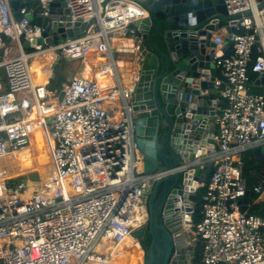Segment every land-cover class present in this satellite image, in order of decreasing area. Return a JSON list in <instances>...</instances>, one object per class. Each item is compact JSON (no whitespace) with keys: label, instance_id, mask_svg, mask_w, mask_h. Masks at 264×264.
<instances>
[{"label":"built area","instance_id":"1","mask_svg":"<svg viewBox=\"0 0 264 264\" xmlns=\"http://www.w3.org/2000/svg\"><path fill=\"white\" fill-rule=\"evenodd\" d=\"M54 1L0 0V264H128L139 205L161 173L157 161L156 170L144 160L139 171L136 117L122 102L128 88L109 34L139 31L149 12L137 0H65L51 12ZM224 2L229 21L251 20L213 61V146L183 166L187 177L194 164H214L195 185L190 244L195 264L198 254L201 264H264V217L249 202L251 192L264 201V183L249 187L242 166L247 150L264 156V82L257 83L264 79V0ZM62 27L83 32L62 39ZM1 34L17 43L18 56L5 58ZM63 60H78L83 70L70 71L54 94L50 77ZM111 110L126 116L113 119Z\"/></svg>","mask_w":264,"mask_h":264},{"label":"water","instance_id":"2","mask_svg":"<svg viewBox=\"0 0 264 264\" xmlns=\"http://www.w3.org/2000/svg\"><path fill=\"white\" fill-rule=\"evenodd\" d=\"M62 5L65 7V0L54 1L50 4L51 12L56 11V7ZM15 10L18 9V2H13ZM143 7L149 12V17L136 23L140 32L148 34L144 43L145 49L154 55V58L163 64L164 71L158 72L154 77L152 84V101L156 111L161 116L160 131L153 139V158L158 163V171L161 175L153 181V188L150 191L147 209H148V234L150 235V244L144 252L142 258L137 259L134 264H175L183 261V264H195L194 257L196 251L192 249L191 242L194 241L192 230L188 232L190 243L186 245L185 255H177L173 260L175 253V235L166 225L163 218L164 209L167 200L174 190L184 189L188 186L190 194L187 202L188 226L191 227L192 207L191 203L197 201L195 185L202 184L211 174L214 164L210 163L201 169L198 164H194L187 177L185 174V161L174 163L167 154L164 153L166 145L178 143L180 136H183V143L191 158L193 156L205 155L206 149L212 148V125L215 119L214 106L217 100V94L214 91V80L218 72L214 67V59L223 57L228 50L226 41L233 39L237 33V27L226 29L229 33L225 37L222 31L207 33L191 40L194 54L198 62V71H192L184 76L183 91L178 93V85L182 80L184 71L187 67L194 69V61L185 64L184 59L187 56V43L185 41L186 33H194L203 29L214 19H220L227 22L229 17L224 0H145ZM57 12L69 14L68 9H58ZM16 18L21 19L22 15L15 13ZM31 19V16H28ZM65 19V16H62ZM154 20L166 25L168 29L164 33L167 52H163L155 43L151 41L154 34L150 30ZM38 25H46L44 21L38 19ZM159 26H157V30ZM60 38H74L79 36L83 30L78 27L59 29ZM181 35V49L183 55L177 56L179 45H175V36ZM221 36V44L216 45L213 39ZM3 41L11 42L10 38L1 34ZM59 37H55L58 41ZM259 45L258 41L255 43ZM29 43H25L28 47ZM161 58V59H160ZM191 59V57H190ZM187 65V67H186ZM264 82L257 80V83ZM140 91L144 86L139 87ZM131 103L136 106L140 116L134 119L136 144L144 156H151V141L153 135L152 113L144 93H138L131 97ZM184 130V133L182 132ZM172 147V146H171ZM203 148L200 150V148ZM260 153L259 150L255 151ZM183 177L182 183H179L180 177ZM161 188V191H160ZM160 193V194H159ZM203 201V200H202Z\"/></svg>","mask_w":264,"mask_h":264},{"label":"crops","instance_id":"3","mask_svg":"<svg viewBox=\"0 0 264 264\" xmlns=\"http://www.w3.org/2000/svg\"><path fill=\"white\" fill-rule=\"evenodd\" d=\"M233 26L237 27V31L239 33V29L242 26V20L224 22V21H221L220 19H214L208 25H206L203 29H201L197 32H194L192 34H189V35L186 34L185 41L187 43V56L185 57L184 62H185V64L188 65L189 61H194L195 67H194V69H190L186 65L187 68L184 71L185 74L183 75V78H182V80H180V83L178 85V93L179 94L182 93V91H183L184 76L186 74L192 72V71H198L199 70L198 62H197V59H196L195 54H194V49L192 47L191 40L193 38L199 37L201 35H204L207 33H215V32H219V31H223V30L232 28ZM112 32L115 34L119 33L121 35L120 36L121 41L119 42V46H118V48H120L119 49V55H120L119 58L121 61L127 63L131 60V58H137V61H138L137 64L140 67H141V65H143L146 62L147 59L153 58L154 63H155V65H154L155 71L153 70L154 75L152 77V80H150V83L146 84V83H144V81H141L137 84V86H134V87L131 85L129 87L127 85H124V87L128 88V90H126V93L124 95V99H122L124 106L128 105L127 108L129 109L130 112L133 113V116L139 117L140 113H139V111H137L136 106L133 103H131V97L135 94H138V93H144L147 97L151 112L153 110H156L154 107L153 101H152L151 92H152L153 80H154V77L158 73L160 65H159L158 60L154 58V55L151 56L150 53L144 47V43L147 39L148 34H146L145 32H140L138 30H130V29L123 30V31L114 30ZM181 39H182V37L179 34H177L175 36V39H174L175 45H177V44L179 45V49L177 51L178 57H181L183 55V51H182L181 46H180ZM190 57H191V59H190ZM61 63L62 62H59V64H57V66L55 67V70L61 65ZM120 73H122V70H120ZM52 77H53V73L51 74V77H50V84H51L50 89H52L54 94H59V93H61V91L63 89L62 87H64V85L66 84L67 79H66L65 75H63V72L61 71L60 72V78H59V80L61 82V87H59L55 81L51 80ZM141 85L144 86V90H142V91L138 90ZM133 107H135V108L133 109ZM156 113H157V125H156V128L152 127L153 139L156 138L158 131H160V126H161V121H162L161 116L158 113V111H156ZM125 114L120 113L118 111H113V110L110 111V117L113 119H124L126 116ZM153 118L154 117H153V113H152V119ZM184 130L185 129H183V131H182L183 133H184ZM173 137H174V133L172 135V144H171L173 150L181 153L180 154L181 158L186 163H188L189 159L191 158V155L188 152L187 145L185 143H183V136L179 137L178 143H173ZM202 149L203 148L201 147L200 150H202ZM253 152L256 153L255 151H253ZM256 154H259V153H256ZM262 183H264V173H260L254 182H249V183L247 182L249 187H253L256 184H262ZM256 202H260V200L256 199ZM180 264H183V261L180 262Z\"/></svg>","mask_w":264,"mask_h":264},{"label":"rangeland","instance_id":"4","mask_svg":"<svg viewBox=\"0 0 264 264\" xmlns=\"http://www.w3.org/2000/svg\"><path fill=\"white\" fill-rule=\"evenodd\" d=\"M137 2H139L143 6L144 2H142L140 0H137ZM18 55H19V51H18L17 43L15 41L8 43V52L5 55V58H11V57H15ZM136 62H138L137 58H131V60L127 63L133 65ZM82 70H83V63H81L80 61H78V60L77 61L63 60L61 65L53 72V77L51 78V80L55 81L56 84H58V86L61 87V82L59 80L61 71L63 72V75H65L66 79L69 80V78H70L69 72L70 71L72 73L80 74ZM154 71L149 76L151 78L150 80H152V77L154 75ZM257 91L261 92V91H263V89L258 88ZM152 150H153L152 152H154V146H153ZM155 174H157V173H155ZM152 188H153V183H151L149 186V194H150V191ZM182 190L183 189L174 190L171 192V194L167 200V203H166V206L164 209V213H163L164 222L172 230V232L175 235V247L176 248H175L173 260L175 259V257L177 255H181L182 259H183L184 255H185V251H186V245L188 243H190V239H188V232L190 233V230H192V228L188 226V223L185 224V221H184V223H182L183 219L188 220V218L190 217L188 214L189 203L187 202V205L185 206L186 209L184 208V210L182 209V207H178L175 204V201L178 200V198H179L178 194ZM200 195H201V193H199V196ZM138 222H142L143 225L142 226L138 225L136 227ZM147 222H148V209H147V198H146L139 205L138 214L136 216V222L134 225V229L130 235V240L134 243V245H133V249H132L131 259H130L128 264H134L137 259L142 258L144 255V251L142 249L140 240L144 236V232H145L146 227H147ZM183 240H186L185 246L183 244Z\"/></svg>","mask_w":264,"mask_h":264},{"label":"trees","instance_id":"5","mask_svg":"<svg viewBox=\"0 0 264 264\" xmlns=\"http://www.w3.org/2000/svg\"><path fill=\"white\" fill-rule=\"evenodd\" d=\"M227 20H231V18H227ZM157 26H159V29L157 30ZM168 29V27L162 23H160L159 20H154L150 34H154V36L151 38V41L155 43L163 52H167L165 39H164V33ZM246 29L244 27H240L239 33H245ZM258 57L256 53L253 54V60H255ZM161 59V58H160ZM253 63V62H252ZM251 63V65H252ZM164 67L163 64L160 63L158 72H163ZM249 77L250 79H254L256 77V74L250 70L249 71ZM51 86V84H50ZM52 90V89H51ZM164 153L168 155V157L174 162L181 161V155L176 153L173 148L168 144L166 145L164 149ZM242 166H243V176L246 178L247 182H254L260 173H264V156L254 153L252 150H247L242 154ZM183 177H180L179 183H182ZM257 194L254 192H251L249 195V202H250V212L255 215H259L261 217H264V201L256 202ZM142 246L147 249L150 244V235H145V239L141 240ZM201 258L199 254L197 255L196 263L201 264L200 262Z\"/></svg>","mask_w":264,"mask_h":264},{"label":"bare ground","instance_id":"6","mask_svg":"<svg viewBox=\"0 0 264 264\" xmlns=\"http://www.w3.org/2000/svg\"><path fill=\"white\" fill-rule=\"evenodd\" d=\"M250 20L251 19H245V20H242V22H247ZM186 34L189 35L192 33L188 32ZM120 36L121 35L119 33L115 34V33L111 32L109 34V38H110V42L112 44V47L116 51H118V53H119V49H120V48H118V46H119V42L121 41ZM118 65H119L120 70H122L121 76H122L123 83L125 85H127L128 87L130 85L134 87L135 84L137 86V84L141 81H144V83H146V84L150 83L149 76L152 74L155 63H154L153 58L147 59L146 62L143 65H141V67H140V66H138L137 62L132 65V64L125 63L119 59ZM134 108L135 107H133V109ZM153 117L154 118L152 119V127L156 128V125H157L156 110H153ZM152 149H153V135H152L151 149H150L151 156L149 157V159L144 158L142 156L143 154L140 155L141 152L139 154L138 162H139V171L140 172L144 171L142 168V163L144 160H146V162H147V170L148 171H153V170L157 169L156 160H155V158H153V152H152L153 150ZM47 177H50V174ZM189 191H190L189 188H185L182 191H180L178 194L179 198H178V200L175 201V204L178 207H182L183 210H184L185 206L187 205V198H188ZM184 221H185V224L188 223V220H186V219H183L182 223H184ZM183 244H184V246L186 245V240H183ZM175 263H176V261H173V264H175ZM179 264H180V262H179Z\"/></svg>","mask_w":264,"mask_h":264},{"label":"flooded vegetation","instance_id":"7","mask_svg":"<svg viewBox=\"0 0 264 264\" xmlns=\"http://www.w3.org/2000/svg\"><path fill=\"white\" fill-rule=\"evenodd\" d=\"M160 191H161V188H160ZM160 194V193H159ZM149 197V196H148ZM147 201H148V198H147ZM146 232H147V234H148V222H147V227H146V230H145V232H144V236L142 237V239L141 240H144L145 239V235H146ZM141 240H140V243H141ZM151 241V240H150ZM141 246H142V243H141ZM142 249H143V251L145 252L147 249H145L143 246H142ZM145 254V253H144Z\"/></svg>","mask_w":264,"mask_h":264}]
</instances>
